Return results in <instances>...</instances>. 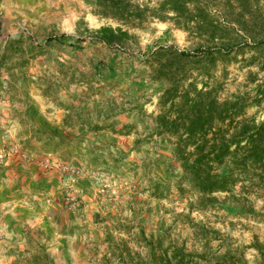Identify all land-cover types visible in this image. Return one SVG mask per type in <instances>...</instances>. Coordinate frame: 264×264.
Listing matches in <instances>:
<instances>
[{
    "label": "rangeland",
    "instance_id": "1",
    "mask_svg": "<svg viewBox=\"0 0 264 264\" xmlns=\"http://www.w3.org/2000/svg\"><path fill=\"white\" fill-rule=\"evenodd\" d=\"M101 1L0 0V169L14 155L59 169L66 181L63 208L69 215L56 218L61 221L55 223L54 234L43 223L21 230L23 234L14 231L15 238L3 234V264H118L121 239L130 264H159L161 249L168 245L205 256H185L183 264H264V191H237L238 184L235 194L240 196L225 205L180 216L188 213L189 199L180 198L174 183L180 164L168 139L148 135L153 117L163 109L160 95L172 83L180 82L182 90L191 81L211 88L219 100L242 96L250 103L257 86H264V44L251 45L264 38V0H195L176 14L161 9L165 0H129L141 16L126 23ZM101 25L122 27L131 36L121 47L88 38L78 49L54 40L43 45L48 36H89L87 29ZM180 51L188 57H180ZM87 81L100 85L97 94L87 89ZM30 102L53 122L61 120L63 103L78 105L88 121L113 122L117 128L131 122L135 127L110 138L85 137L82 143L70 142L72 148L59 145L53 153L29 152L17 137L28 120L17 119ZM246 115L264 120V102L249 105ZM137 134L145 135L144 140L133 146ZM95 141L114 143V152L122 150L126 156L118 169L97 173L88 168ZM79 179L88 180L89 191L74 186ZM151 179L170 183L165 197L150 195ZM37 199L41 208H48V201ZM232 202L247 203L253 214L241 213ZM201 224L216 229L206 244L195 232ZM139 230L152 243L162 231V246L152 252Z\"/></svg>",
    "mask_w": 264,
    "mask_h": 264
},
{
    "label": "trees",
    "instance_id": "2",
    "mask_svg": "<svg viewBox=\"0 0 264 264\" xmlns=\"http://www.w3.org/2000/svg\"><path fill=\"white\" fill-rule=\"evenodd\" d=\"M194 1L165 0L160 3V6L164 11L172 10L176 14L187 2ZM101 3L113 7V12L120 14L113 13L114 16L125 23L133 18L139 19L141 16V9L138 7L131 9L129 0H102ZM102 13L108 14V11H102ZM87 30L89 36L73 37L67 33L48 36L43 45L54 40L57 43H67L74 49H78L85 38H88L89 41L104 43L107 46L121 47V44L131 36L127 29L119 26L101 25L98 28ZM261 44H264V38H257L251 43L253 47H258ZM39 47L36 46V48ZM179 55L188 57L189 54L186 51H180ZM160 79L162 77H157V80ZM86 86L87 89L95 91V94L100 90V85L95 87L91 81H87ZM212 92L211 88L207 89L205 86L198 88L191 81L182 90L180 82L164 87L159 98L163 109L153 117V125L148 133L149 136H164L168 139L172 156L180 164L181 174L174 183L180 198L186 196L189 198L186 204L188 213H180V216H189L194 210L204 211L216 204L225 205L229 198L240 196L235 194V186L238 184L240 188L237 191L244 189L264 191V120L255 121L253 117L246 115V108L249 105L257 106L264 102V86H257L250 103H247L242 96L219 100L216 95H212ZM59 105L65 109L63 123L69 126L82 124L86 128V133L107 129L113 133L129 134L135 127L131 122L123 123L117 128L113 122L105 124L99 121H88L81 117L78 105L63 103H59ZM33 136L35 137L36 133H32L31 137ZM143 137L137 134L133 146L140 145L144 140ZM30 139L27 138L26 143H29ZM112 146L114 143L108 141L92 145L91 154L86 162L88 168L97 173L113 172L118 169L119 160L126 155L122 154L121 149H119V153L114 152ZM148 187L150 195L162 198L166 196V192H169L170 183L151 179ZM216 193L225 194L220 198L215 195ZM232 203L236 204L238 210L243 214H253L254 212L245 202ZM188 220L194 224L191 217ZM199 227L195 231L196 235L203 238V243L206 244L209 239L207 236L212 231L215 232L216 229L202 224ZM139 234L150 246L152 252L156 246H162V231L156 234L155 243L146 238L142 230H139ZM120 242L121 248L117 253V262L118 264H130L126 259L129 256V249L126 247L124 239H121ZM168 247L173 256L167 252ZM161 251L163 255L159 264H183L185 256L195 257L198 255L200 258H205L203 252L184 253V249L171 245L166 246V251L164 249ZM233 256L236 255H232L234 259ZM151 258L154 263H157L155 258ZM173 258H175V262L172 261ZM235 259L239 260L241 257L236 256Z\"/></svg>",
    "mask_w": 264,
    "mask_h": 264
},
{
    "label": "crops",
    "instance_id": "3",
    "mask_svg": "<svg viewBox=\"0 0 264 264\" xmlns=\"http://www.w3.org/2000/svg\"><path fill=\"white\" fill-rule=\"evenodd\" d=\"M27 105L22 116H19L17 120L22 123L25 120L28 122L18 128L17 137L19 141L21 140L22 148L29 152L47 153V151H52L51 153H53L56 152L59 145L72 148L69 146L70 142L79 141L82 143L84 142L82 139L85 137L102 139L110 138L113 134L116 135L107 129L86 133V128L82 124L65 125L63 123L65 110H63L61 120L50 121L44 112L42 113L34 104L30 102ZM80 132L82 134H79ZM32 133H36V136L31 138ZM27 138H31L29 143L25 141ZM74 186L80 191H89L87 179L76 180ZM65 189L66 181L63 180L59 169L44 168L41 163L27 160L19 155L7 158L0 169V264H3V234L15 238L14 231L37 228L41 223L46 226L51 225L48 230L51 234L55 233V223L61 221L56 218L62 217L65 220V216H69L65 214L63 208L61 192ZM40 196L42 202L48 201L47 209L40 207V200L37 199ZM7 207L11 209H7ZM48 209L49 212L46 211ZM40 212L43 213L41 216ZM49 213L52 215L50 216ZM38 220L39 222H37ZM21 233L23 234L22 231Z\"/></svg>",
    "mask_w": 264,
    "mask_h": 264
},
{
    "label": "built area",
    "instance_id": "4",
    "mask_svg": "<svg viewBox=\"0 0 264 264\" xmlns=\"http://www.w3.org/2000/svg\"><path fill=\"white\" fill-rule=\"evenodd\" d=\"M66 165H67V164H66ZM66 165H65V163H62V164H61L62 168H65V167L67 168Z\"/></svg>",
    "mask_w": 264,
    "mask_h": 264
}]
</instances>
